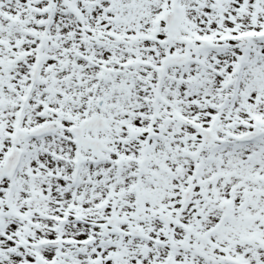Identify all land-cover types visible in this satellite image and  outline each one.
Returning <instances> with one entry per match:
<instances>
[{
	"label": "snow or ice",
	"instance_id": "snow-or-ice-1",
	"mask_svg": "<svg viewBox=\"0 0 264 264\" xmlns=\"http://www.w3.org/2000/svg\"><path fill=\"white\" fill-rule=\"evenodd\" d=\"M0 264H264V0H0Z\"/></svg>",
	"mask_w": 264,
	"mask_h": 264
}]
</instances>
